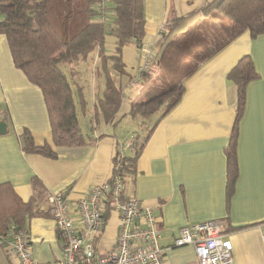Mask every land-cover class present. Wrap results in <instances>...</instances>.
<instances>
[{
    "label": "crops",
    "instance_id": "obj_1",
    "mask_svg": "<svg viewBox=\"0 0 264 264\" xmlns=\"http://www.w3.org/2000/svg\"><path fill=\"white\" fill-rule=\"evenodd\" d=\"M207 1L144 0L141 45L152 53L151 69H157V59L164 48L159 33L170 16H192L183 23L189 29L202 20L197 13ZM181 33L172 34L166 43ZM116 43L113 36L105 37L106 55L116 56ZM246 56L252 60L257 78L246 88L238 124V175L227 200L225 149L236 117V88L228 74ZM121 59L125 75L120 77L131 82L142 64L140 49L124 46ZM91 73L81 68L75 71L86 103V108L81 107L75 97L85 145L55 147L42 93L14 67L6 37L0 34V123L6 124L5 133L0 135V192L8 198L12 193L27 203L35 194L32 181H37L41 195L23 228L28 231L31 253L38 263H53L61 256L60 240L44 195L63 193L76 201L110 178L116 156L131 158L138 148H119L118 138H107L105 131L107 126H115L121 116L128 115L132 100L140 93L123 89L120 109L114 121L106 125L96 113L104 89L100 64ZM183 87L180 102L163 118L159 119V113L154 118L155 123L159 121L137 156L131 182H125V192L155 213L160 244L168 248L166 264H198L191 246L172 244L180 227L208 220L218 221L230 239L234 264H264V34L251 39L244 32L201 64ZM24 130L30 133L35 146H49L57 158L24 153L20 143ZM127 150L129 154H125ZM117 224L118 214L111 211L97 242L98 250L112 248ZM0 264H18L1 244Z\"/></svg>",
    "mask_w": 264,
    "mask_h": 264
},
{
    "label": "trees",
    "instance_id": "obj_2",
    "mask_svg": "<svg viewBox=\"0 0 264 264\" xmlns=\"http://www.w3.org/2000/svg\"><path fill=\"white\" fill-rule=\"evenodd\" d=\"M104 2L106 20L103 22L97 9L99 0H0V34L6 37L14 67L42 93L55 147L85 145L75 106L76 97L81 107L86 108L82 87L73 82L75 71L70 70L68 79L60 66L84 63L92 53L97 54L104 77V89L97 102L96 113L98 119L109 125L122 104L121 89L112 78L110 69L117 75L124 76L122 48L129 45L142 48L144 0ZM173 12L171 10V14ZM197 14L202 20L181 33L170 44L166 43L169 37L192 16H170L166 21L167 30H160L161 46L164 48L157 59V66L169 74L170 86L144 102L131 103L128 112L131 119L149 121L157 113L160 114L159 119L163 118L180 102L184 81L201 64L244 32H248L251 39L264 34V0H208ZM216 23L221 33L214 37L208 36ZM108 35L117 39L116 56L105 53V37ZM151 58L153 60L152 55ZM146 74L148 72L140 76ZM256 78L254 64L248 56L240 59L228 74V79L236 88V117L225 149L227 200L233 192L238 175V124L245 107L246 88ZM152 129L142 142L132 143L131 147H138H135L137 149L133 157H122L123 165L119 174L123 178L129 179L134 174L137 156ZM20 143L24 153L52 160L57 158L49 146H35L27 130L23 131ZM32 186L35 194L27 203H22L12 193L11 198H8L0 192V236L6 235L12 226L23 228L25 220L32 215L34 203L41 195L37 190V181H32ZM111 211L108 203L106 219Z\"/></svg>",
    "mask_w": 264,
    "mask_h": 264
},
{
    "label": "built area",
    "instance_id": "obj_3",
    "mask_svg": "<svg viewBox=\"0 0 264 264\" xmlns=\"http://www.w3.org/2000/svg\"><path fill=\"white\" fill-rule=\"evenodd\" d=\"M97 9L100 19L106 20L104 0ZM144 54L137 73L148 69L150 50L140 48ZM128 147L132 142L127 143ZM122 157L116 156L110 178L76 201H70L63 193H46V202L60 240L61 256L49 264H166L164 255L168 248L161 246V233L153 210L128 191L119 170ZM118 214L114 245L98 250L97 242L106 224V205ZM264 246V234L261 236ZM0 244L18 264H42L35 261L29 234L25 228L12 226L6 235L0 236ZM191 246L198 264H234L233 245L216 220L182 226L177 231L172 247ZM171 248V247H170Z\"/></svg>",
    "mask_w": 264,
    "mask_h": 264
},
{
    "label": "rangeland",
    "instance_id": "obj_4",
    "mask_svg": "<svg viewBox=\"0 0 264 264\" xmlns=\"http://www.w3.org/2000/svg\"><path fill=\"white\" fill-rule=\"evenodd\" d=\"M196 22L199 21V19L195 20ZM167 23L163 25V30L165 29ZM206 25V24H205ZM219 25L217 23L215 24L214 29H210V32L208 33V36L214 37L218 36L221 31L219 30ZM190 29V28H189ZM162 30V31H163ZM188 30V27L184 24L180 29L176 32L178 33L185 32ZM160 35V33H159ZM161 36V35H160ZM96 53H92L85 63H79L75 65H61L60 69L66 74L68 79H70V70L71 71H77L79 68L86 70L90 74H92V70L94 68H98L99 61L96 58ZM152 53L150 52L149 60H148V69L146 72L148 74L140 76L139 73L136 72L134 76V80L129 82L126 81V77H120L115 72L112 71V78L114 79L117 86L120 87L121 93H123V89H129V90H138V93L140 95L132 100V102H144L156 95L161 94L165 90L169 88L170 84V77L169 74L159 69L157 66V69H151L154 63V60L151 58ZM141 56H144V54L141 53ZM72 68V69H71ZM83 78V77H82ZM86 79H89V76L85 77ZM102 78V77H100ZM73 82H77V78H73ZM138 87V89H137ZM157 114H155L150 121L143 120L141 118L137 119H131L128 115L121 116L118 121H116V125L107 126L105 134L107 135V138L116 139L118 138L119 142V148L127 145L128 142L132 143H140L143 141V138H145L148 135V132L152 129V127L155 124V117ZM114 126V127H113ZM130 151V150H129ZM128 150L125 152V154H129ZM114 164V163H113Z\"/></svg>",
    "mask_w": 264,
    "mask_h": 264
},
{
    "label": "water",
    "instance_id": "obj_5",
    "mask_svg": "<svg viewBox=\"0 0 264 264\" xmlns=\"http://www.w3.org/2000/svg\"><path fill=\"white\" fill-rule=\"evenodd\" d=\"M6 131V124L0 123V135L4 134Z\"/></svg>",
    "mask_w": 264,
    "mask_h": 264
}]
</instances>
